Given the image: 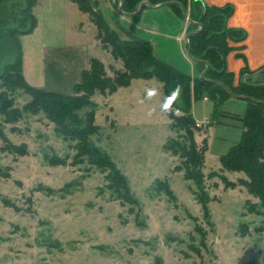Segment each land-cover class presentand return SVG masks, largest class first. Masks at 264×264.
<instances>
[{"label": "rangeland", "instance_id": "1", "mask_svg": "<svg viewBox=\"0 0 264 264\" xmlns=\"http://www.w3.org/2000/svg\"><path fill=\"white\" fill-rule=\"evenodd\" d=\"M105 1L99 0L103 11ZM259 10L264 23L261 5ZM107 50L91 46L89 53L102 58L111 74L109 65L122 67V61ZM237 50L226 55L235 83L242 65L253 69ZM6 58L0 55V71ZM25 59L27 74L36 72L40 55L26 46L23 63ZM259 77L264 79V71ZM160 85L155 77L134 78L114 92L93 94L101 130L91 137L126 174L137 204L124 202L108 186L107 171L72 163L74 141L56 134L43 112L26 113L3 126L7 138L25 142L28 152L5 150L0 138V264H264V216L259 199L238 182L245 173L223 170L235 187H227L219 175L208 177L212 170L221 172L220 155L241 137L238 119L226 111L244 114L246 101L229 97L212 121L214 102L206 91L191 98V111L201 124L194 130L195 140L207 142L203 171L211 223L195 198V183L184 177V159L165 146L176 139L187 141L162 110L166 98ZM148 89L158 92L149 99ZM14 96L19 107L30 99L22 89H15ZM46 154L65 163L52 165ZM158 178L169 181L176 198L158 189Z\"/></svg>", "mask_w": 264, "mask_h": 264}, {"label": "trees", "instance_id": "2", "mask_svg": "<svg viewBox=\"0 0 264 264\" xmlns=\"http://www.w3.org/2000/svg\"><path fill=\"white\" fill-rule=\"evenodd\" d=\"M79 8L89 13L91 20L97 26V37L103 47L109 49L114 59L122 61V67L109 65L113 73H109L105 62L96 56L89 58V66L81 74V80L74 85L72 94H65L31 85L23 73V50L20 36L30 33L37 26V17L33 7L37 0H0V55H7V61L0 71V138L5 141L3 149L11 150L21 155L28 152L25 142L12 143L6 136L4 125L16 123L26 113L37 114L43 112L46 118L54 124V131L64 139L74 141L76 150L72 163L87 162L103 171H107L108 186L115 190L124 202L137 204L129 179L121 170L112 156L101 148L91 136L99 134L101 126L95 119V101L93 94L114 92L119 86L129 85L134 78H157L162 83V91L165 98L168 97L176 85L182 88L180 99L173 105V109L181 111L176 114L169 112L172 126L184 131L183 139L167 142L166 148L172 153L180 155L183 160L184 177L193 180L196 188L193 190L196 200L201 204L204 218L210 221L209 193L205 187L206 140L199 145L194 137L196 119L191 111V98H200L206 91L213 102L211 119L217 118L221 105L231 97L227 89L219 83L211 82L200 76H192L176 67L159 59L151 41L129 37L123 38L117 29L110 25L103 10L99 7V0H72ZM123 10L134 12L142 0H123ZM162 0H151L157 3ZM181 2L187 10L189 17L202 23L200 32L193 33L189 37L191 53L193 57L207 60L210 68L206 73L207 78L216 79L228 86L233 93L247 94L257 99L264 100V79L259 75L246 77V73H253L256 69H250L248 65L241 67L240 81L234 82V72L225 66L226 55L231 48H237L236 53L246 56L243 52L246 31L243 28L229 26L228 17L233 13L234 6L230 3L224 5L208 4L204 0H176ZM120 0H114L113 4L119 7ZM176 12L183 15L181 7L171 3ZM197 24L189 22L187 31L195 30ZM237 43L230 44V41ZM201 72L205 68L203 62H197ZM15 89H22L30 96V99L21 107L16 105ZM206 96V95H205ZM204 96V97H205ZM246 101V109L240 120L241 137L233 143L229 149L220 155L221 172L212 170L208 177L220 176L227 187H235L236 182L228 180L222 173L223 170L244 172L246 177L238 182L244 185L247 191L259 199L262 208L260 213L264 216V102H256L250 99ZM91 105L90 109L83 107ZM17 129V128H12ZM47 157V154H46ZM52 165L64 164L65 160L58 156H49ZM7 173V172H5ZM156 186L164 190L171 198L176 195L169 184L163 179L156 180ZM66 186H64V189ZM49 192L53 190L48 188ZM7 204H11L7 201ZM255 209L254 206H249ZM192 218L195 216L191 215ZM212 223V222H211ZM244 233L246 231L244 230Z\"/></svg>", "mask_w": 264, "mask_h": 264}, {"label": "crops", "instance_id": "3", "mask_svg": "<svg viewBox=\"0 0 264 264\" xmlns=\"http://www.w3.org/2000/svg\"><path fill=\"white\" fill-rule=\"evenodd\" d=\"M147 1L151 5L145 4L134 14H123L112 0H106L103 12L107 20L110 17L108 22L110 21V25L117 29L121 37L149 40L159 59L187 74L197 75L199 73L197 62L187 53L188 19L179 15L171 4H164L165 0L157 3ZM204 1L211 5L230 3L234 6L233 15L227 19V24L245 29L247 37L243 43L247 45V49L243 52L248 59V64L253 69L262 66L264 64V23L260 22L259 5L264 11V0ZM33 12L37 17V26L32 32L23 36L25 39L21 38V44L23 53L28 46L32 53L40 55V60H38V70L35 72L34 68L28 75L25 59L24 76L33 86L72 94L74 85L81 80L82 71L89 66V58L96 56L89 53L90 47L96 48L100 45L106 49L97 37V26L91 20L89 13L82 11L72 0H37ZM187 12L189 15V10ZM110 56L114 59L111 53ZM160 87L162 89V83ZM243 107L245 110L246 103ZM226 112H229L228 115L225 113L227 116L238 119L239 126L238 117L243 114Z\"/></svg>", "mask_w": 264, "mask_h": 264}, {"label": "water", "instance_id": "4", "mask_svg": "<svg viewBox=\"0 0 264 264\" xmlns=\"http://www.w3.org/2000/svg\"><path fill=\"white\" fill-rule=\"evenodd\" d=\"M123 3H124V1H123V0H120L119 7H118L119 11H120L121 13H123V14H134V13H136L138 10L142 9V8L144 7L145 4L151 5V3L148 2L147 0H142V1L140 2L139 7H138V9H137L136 11H134V12H125V11L123 10ZM163 3H164V4H171V3H176V4H178V5L181 7V9H182L183 15L188 19V21H189L190 23H193V24H197V25H199V27H198L197 29L192 30V31H189V32L186 34V44H187V53H188V55H189L193 60H195L196 62H203V63L205 64V68L200 72V75H199L201 78L206 79V80L211 81V82H216V83L222 84V85L227 89V91L231 94V96L239 97V98H242V99H250V100H253V101H256V102H264V100H262V99H257V98H255L254 96H251V95H247V94H236V93H233V92L231 91V89H230L228 86H226L225 84H223L222 82H220V81H218V80H216V79H213V78H207V77H206V73H207V71H208L209 68H210V64H209V62H208L207 60H204V59H201V58L193 57V55H192V53H191L190 43H189V37H190V35H192L193 33L200 32V31L202 30V28H203L202 23L199 22V21H196V20H192V19L189 17V15H188L187 9L185 8V6H184L181 2L176 1V0H165ZM224 60H225V66H226V58H224ZM263 71H264V66L261 67V68H259V69H257V70H256L255 72H253V73H247V74H245V75L243 76V81H245L246 77H256V76H258L260 73H262ZM260 84H264V82H262V83H258L257 85H260Z\"/></svg>", "mask_w": 264, "mask_h": 264}, {"label": "clouds", "instance_id": "5", "mask_svg": "<svg viewBox=\"0 0 264 264\" xmlns=\"http://www.w3.org/2000/svg\"><path fill=\"white\" fill-rule=\"evenodd\" d=\"M182 88L180 85H176L175 88L171 91L170 95L166 97L165 102L162 105V110L165 112H171L173 111V105L177 103V101L180 99ZM158 92L157 89H148L146 96L147 98H151L154 95H156Z\"/></svg>", "mask_w": 264, "mask_h": 264}, {"label": "built area", "instance_id": "6", "mask_svg": "<svg viewBox=\"0 0 264 264\" xmlns=\"http://www.w3.org/2000/svg\"><path fill=\"white\" fill-rule=\"evenodd\" d=\"M196 125H197V126H200L201 124H200V122H196Z\"/></svg>", "mask_w": 264, "mask_h": 264}]
</instances>
